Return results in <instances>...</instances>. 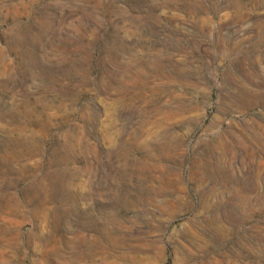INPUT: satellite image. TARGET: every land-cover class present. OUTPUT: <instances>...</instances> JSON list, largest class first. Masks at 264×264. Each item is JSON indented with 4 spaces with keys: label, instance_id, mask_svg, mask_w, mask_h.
<instances>
[{
    "label": "rangeland",
    "instance_id": "374dc122",
    "mask_svg": "<svg viewBox=\"0 0 264 264\" xmlns=\"http://www.w3.org/2000/svg\"><path fill=\"white\" fill-rule=\"evenodd\" d=\"M0 264H264V0H0Z\"/></svg>",
    "mask_w": 264,
    "mask_h": 264
}]
</instances>
